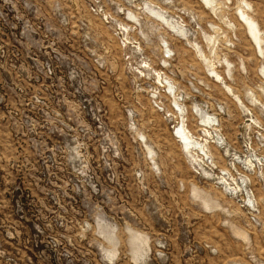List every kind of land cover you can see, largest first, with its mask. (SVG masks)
I'll return each instance as SVG.
<instances>
[{
    "label": "rangeland",
    "instance_id": "obj_1",
    "mask_svg": "<svg viewBox=\"0 0 264 264\" xmlns=\"http://www.w3.org/2000/svg\"><path fill=\"white\" fill-rule=\"evenodd\" d=\"M0 264H264V0H0Z\"/></svg>",
    "mask_w": 264,
    "mask_h": 264
}]
</instances>
